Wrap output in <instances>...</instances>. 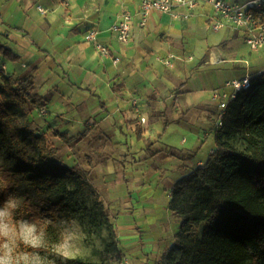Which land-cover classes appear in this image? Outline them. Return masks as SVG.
<instances>
[{"label":"crops","instance_id":"obj_1","mask_svg":"<svg viewBox=\"0 0 264 264\" xmlns=\"http://www.w3.org/2000/svg\"><path fill=\"white\" fill-rule=\"evenodd\" d=\"M139 6L140 0H0V43L18 56L12 61L0 55V62L15 78L34 76L45 98L46 113L31 114L39 124L108 151L117 145L157 152L164 162L149 178L153 187L134 198L147 201L161 222L173 213L161 194L165 181L181 180L215 149L220 110L214 90L264 72V59L260 68L252 64L245 40L232 27L212 30L207 3L188 19L184 8L177 17L152 11L144 27ZM126 11L133 15L129 43L112 33ZM91 28L119 62L86 40Z\"/></svg>","mask_w":264,"mask_h":264},{"label":"trees","instance_id":"obj_2","mask_svg":"<svg viewBox=\"0 0 264 264\" xmlns=\"http://www.w3.org/2000/svg\"><path fill=\"white\" fill-rule=\"evenodd\" d=\"M0 55L18 60L1 43ZM250 81L228 103L207 161L171 188L168 208L180 223L160 264H264V72ZM44 106L34 76L15 78L0 67V175L8 187L25 189L17 212L34 221L49 219L50 233L60 220L74 217L92 230L108 231L95 250L98 261L76 257L68 264L121 263L124 253L90 171L65 164L48 137L32 127V112ZM54 135L66 145L76 139Z\"/></svg>","mask_w":264,"mask_h":264},{"label":"rangeland","instance_id":"obj_3","mask_svg":"<svg viewBox=\"0 0 264 264\" xmlns=\"http://www.w3.org/2000/svg\"><path fill=\"white\" fill-rule=\"evenodd\" d=\"M248 51L245 53V57L250 61L253 60L252 64L260 68L257 62L262 55L251 52L249 47ZM263 57L262 59H264ZM39 110L41 111V109ZM30 119L33 129L38 133H44L48 137L50 145L58 149V155L64 163L90 171V178L101 191L102 199L115 229V237L124 253L123 262H112L111 264H160L162 256L174 244L175 233L179 228L180 221L174 213L170 215L167 212L168 215L162 217L164 220L157 222L154 215L156 211L148 210V202L134 198V194L137 192L148 191L150 190L148 188L153 187L149 178L159 167L161 168L164 162L162 158L156 156L158 153L152 150L144 153L132 152L130 149L126 150L117 145L114 146L116 149L108 151L105 146L99 148V144L91 142L79 144L75 141L66 145L54 135L57 130H51L52 127L39 124L31 116ZM211 144L212 142H207L203 151H208ZM234 144L237 147H242L238 140H235ZM2 162L0 157V164ZM176 182L178 181L175 176L171 178L170 182L165 181V188L163 187L161 191L163 197L171 200V188ZM0 193L3 197L0 206H3L9 196L22 198L20 207L24 206L25 189L23 187H8L1 179V175ZM137 210L139 211L137 212ZM15 219L17 221L20 219L31 220L26 216H20L18 212L15 213ZM144 221L148 224H145ZM35 222L46 230V244L38 250L27 249L20 245L16 249L18 259L25 253L33 255L35 252H39L42 264H68V260L57 255V244L65 243L73 249L76 257L98 261L95 250L101 249L104 240L108 239L106 229H103L102 232L96 229L92 230L77 217L60 220L55 224L54 233L47 231V226L52 223L49 219Z\"/></svg>","mask_w":264,"mask_h":264},{"label":"built area","instance_id":"obj_4","mask_svg":"<svg viewBox=\"0 0 264 264\" xmlns=\"http://www.w3.org/2000/svg\"><path fill=\"white\" fill-rule=\"evenodd\" d=\"M202 2L209 4L213 9L214 15L210 24L212 30L220 31L226 27H232L242 35L251 52L264 56V0H140L138 24L144 27L152 11L169 13L177 17L180 8L186 10L183 16L188 19ZM39 9L45 12L41 7ZM132 21V13L126 11L122 19L112 26V33L123 43H129L132 38ZM98 34L99 31L96 28H91L86 32V40L95 42V47L102 56L112 57L115 63L119 62V57L112 54L110 47L98 40ZM166 64L173 65L169 60ZM0 67L7 70L1 62ZM250 78L251 75L247 74L241 79L229 81L223 87L214 90L212 100L220 110L217 128L223 124L228 103L236 98L240 90L250 87ZM41 112L46 113L44 109H41Z\"/></svg>","mask_w":264,"mask_h":264},{"label":"clouds","instance_id":"obj_5","mask_svg":"<svg viewBox=\"0 0 264 264\" xmlns=\"http://www.w3.org/2000/svg\"><path fill=\"white\" fill-rule=\"evenodd\" d=\"M22 198L9 196L0 206V264H42L39 252L25 253L17 258L16 249L23 245L27 249L38 250L46 244V230L29 219H15ZM63 236L64 233L62 232ZM57 255L65 260L75 259L73 249L65 243L57 244Z\"/></svg>","mask_w":264,"mask_h":264}]
</instances>
